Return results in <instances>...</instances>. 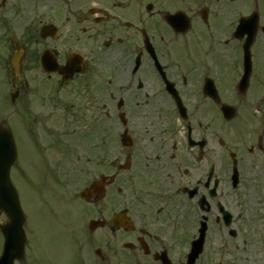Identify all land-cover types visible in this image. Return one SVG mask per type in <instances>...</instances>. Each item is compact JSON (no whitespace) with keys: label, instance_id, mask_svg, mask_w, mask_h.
<instances>
[{"label":"flooded vegetation","instance_id":"1","mask_svg":"<svg viewBox=\"0 0 264 264\" xmlns=\"http://www.w3.org/2000/svg\"><path fill=\"white\" fill-rule=\"evenodd\" d=\"M2 124L23 207L66 235L26 214L15 264H187L203 221L189 264H217L264 163V0H0Z\"/></svg>","mask_w":264,"mask_h":264},{"label":"rangeland","instance_id":"2","mask_svg":"<svg viewBox=\"0 0 264 264\" xmlns=\"http://www.w3.org/2000/svg\"><path fill=\"white\" fill-rule=\"evenodd\" d=\"M252 115L254 117L257 116V114L254 112L252 113ZM230 139L231 142H234L233 136L230 137ZM254 169L255 168H253L252 166H246L245 168L244 177L246 176V180L243 183L246 184V187L249 186L248 191L252 195H250L246 202L242 206L240 205L237 209L244 215L240 217L241 220L235 227H239L240 236H242L244 240H242V237H239L233 243H230L228 245V248L226 249L225 255L215 252L214 257L217 264L218 262L222 264H247L245 257L248 255V251L244 252V248L248 246V249L250 250V248H252L251 244L256 243L259 236H264V163L263 167L257 168V170H259V175L252 180V173ZM248 174L250 175L247 178ZM12 175L13 181L18 182L16 171H14ZM253 185H256L258 187V190L261 192L258 193L256 190H254L251 187ZM43 205L44 204L41 203L40 198H38V200L34 204L25 203L24 205L26 214L28 215L32 229L35 233V239L40 241L41 244L43 239H45V236H66L64 234V229L60 226L59 222L55 221L52 218L53 216H49L48 208ZM55 214L57 213L55 212ZM61 215L63 216L62 213ZM47 217L48 219L46 221V224H44V220ZM64 217L68 218V214L64 213ZM73 218V216H70L69 219ZM52 219L54 221H52ZM212 236L218 239L217 233H213ZM251 237L255 240H252ZM1 240L2 235L0 234V243ZM229 251L230 253L227 254ZM249 253L251 254L250 251Z\"/></svg>","mask_w":264,"mask_h":264},{"label":"water","instance_id":"3","mask_svg":"<svg viewBox=\"0 0 264 264\" xmlns=\"http://www.w3.org/2000/svg\"><path fill=\"white\" fill-rule=\"evenodd\" d=\"M228 113V112H226ZM15 159L14 140L10 130H0V209H3L9 221L2 225V230L12 242L17 240V236L21 233V226L23 222V215L20 204L14 187L10 181V167ZM198 243L192 261L198 255ZM191 259V257H190Z\"/></svg>","mask_w":264,"mask_h":264}]
</instances>
